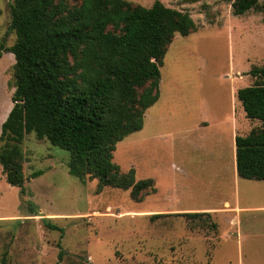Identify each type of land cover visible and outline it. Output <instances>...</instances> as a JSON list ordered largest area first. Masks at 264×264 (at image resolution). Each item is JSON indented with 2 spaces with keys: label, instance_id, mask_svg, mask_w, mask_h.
I'll list each match as a JSON object with an SVG mask.
<instances>
[{
  "label": "rangeland",
  "instance_id": "obj_1",
  "mask_svg": "<svg viewBox=\"0 0 264 264\" xmlns=\"http://www.w3.org/2000/svg\"><path fill=\"white\" fill-rule=\"evenodd\" d=\"M128 1L149 8L156 0ZM160 1L190 13L198 30L176 36L164 58L159 108L164 118L125 138L114 153V163L125 172L134 169L136 180L154 179L156 193L136 202L130 190L99 192L96 179L69 173L70 152L28 134L21 146L25 196L7 183L0 165V264L3 257L5 264H238L239 259L264 264L263 215L252 224L243 220L240 231L222 217L215 231L211 218L139 215L170 203L202 207L235 200L233 171L225 168L215 141L221 128L213 126L200 137L191 127L198 116L226 114L231 89L252 85L248 72L264 64V0L242 16L232 13L234 0ZM13 2L0 0V131L15 91V58L2 50L16 41L8 32ZM248 122L247 130L239 123V135L261 126ZM185 133L189 139L181 138ZM158 134L169 140L140 139ZM36 172L41 175L33 177ZM239 186L242 205L264 203V182L240 178ZM219 234L224 237L217 245Z\"/></svg>",
  "mask_w": 264,
  "mask_h": 264
},
{
  "label": "trees",
  "instance_id": "obj_2",
  "mask_svg": "<svg viewBox=\"0 0 264 264\" xmlns=\"http://www.w3.org/2000/svg\"><path fill=\"white\" fill-rule=\"evenodd\" d=\"M258 5L259 0H234L232 13L242 16ZM10 9L8 32L16 41L2 50L15 58V91L0 131L7 183L26 195L21 146L34 133L70 152L69 173L96 179L99 192L130 190L136 202L156 193L154 179L136 180L134 169L125 172L114 163V153L143 129L146 112L159 101L161 67L175 37L197 32L190 13L160 0L149 8L128 0H14ZM248 75L253 84L236 96L246 118L261 126L236 136L237 172L264 181V64ZM174 215L212 219L209 213ZM210 228L217 230V224Z\"/></svg>",
  "mask_w": 264,
  "mask_h": 264
},
{
  "label": "crops",
  "instance_id": "obj_3",
  "mask_svg": "<svg viewBox=\"0 0 264 264\" xmlns=\"http://www.w3.org/2000/svg\"><path fill=\"white\" fill-rule=\"evenodd\" d=\"M163 86V79L161 78L160 82V98H162V87ZM168 89V88H166ZM239 88H234L231 89V104H230V109L224 114L223 116H214L212 115V118L209 116H202V117H197L195 120V123L193 127H191L192 131L195 133H200V137L204 135L208 130L213 128V126L221 128L219 129V136L218 138L215 139L216 142H218L219 145H221V152H220V157L225 159V168L228 171H233L232 173L234 174V184H235V192H234V198L235 200H224L220 204L216 205H203L202 207H182L178 204L175 203H170L169 206L165 204V207H155V208H147L141 210L139 213L140 216H151L154 214H160V213H166V214H179V213H209L212 216L213 221L217 224V230L219 231V224H218V218L222 217L223 220L228 221V223L232 226L236 227L237 231H240L243 220L248 221L250 224L252 222H256L261 215L264 217V203L262 204H245L242 205V201L240 198V189H239V179L240 177L238 176L237 172V165H236V145H235V138L237 135H239V130L240 126L239 123H244V125L241 126V129L247 130L249 128V122L246 118V113L243 111V107L238 101L236 92ZM169 90V89H168ZM162 100L159 101L152 106L148 112L147 115L145 116L144 120V127L140 132L147 131V126H151L158 118H164L161 114H163V106H161L162 109L160 108V103L163 102ZM207 111V109L205 110ZM212 112L211 109L209 108V113ZM243 119V121H242ZM248 123H247V122ZM209 126V128H208ZM138 132V133H140ZM247 132V131H246ZM241 133V132H240ZM245 134V133H243ZM185 133L181 138L183 139H189V136ZM151 138L152 140H158V141H167L169 140L168 137L163 136L161 134L158 135H153V136H142L140 139L142 141ZM207 139V138H206ZM208 141V139H207ZM199 142L201 140L199 139ZM226 148H228V158L226 156ZM227 158V159H226ZM242 179V178H241ZM253 183H259V182H264V181H255L252 180ZM252 185V184H250ZM247 187V186H245ZM170 199V198H168ZM143 202V201H142ZM181 203V202H180ZM160 205V204H159ZM246 214V216H244ZM246 217V218H245ZM248 224V223H247ZM215 230V231H217ZM231 233H228V236L226 237L227 239L230 238ZM220 240L217 241V245L220 244L222 241V238L224 236L220 235L218 236ZM239 237V236H238ZM217 247V246H216ZM238 247H240V240L238 243ZM194 248V247H193ZM231 264V263H229ZM238 264H243V260L239 259Z\"/></svg>",
  "mask_w": 264,
  "mask_h": 264
}]
</instances>
